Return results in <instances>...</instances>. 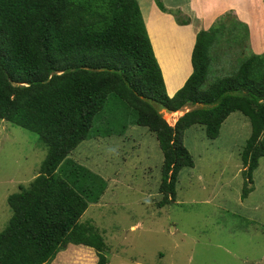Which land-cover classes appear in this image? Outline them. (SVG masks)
Segmentation results:
<instances>
[{
    "label": "trees",
    "instance_id": "trees-1",
    "mask_svg": "<svg viewBox=\"0 0 264 264\" xmlns=\"http://www.w3.org/2000/svg\"><path fill=\"white\" fill-rule=\"evenodd\" d=\"M156 3L178 25L189 24L180 11ZM223 17L242 29L238 43L249 44L234 12ZM218 20L196 34L191 73L169 97L137 0H0V120L36 134L47 149L36 177L7 198L0 264H49L70 244L95 250L96 264H108L103 236L79 223L104 189L94 196L89 182L98 177L68 158L101 124L105 132L135 125L155 135L163 158L161 207L175 201L180 171L194 166L184 132L200 126L214 140L239 113L251 128L240 153L241 198L248 196L264 157V54L249 51L231 76L208 84L219 27L226 26ZM184 108L190 110L173 126L160 113Z\"/></svg>",
    "mask_w": 264,
    "mask_h": 264
},
{
    "label": "rangeland",
    "instance_id": "rangeland-1",
    "mask_svg": "<svg viewBox=\"0 0 264 264\" xmlns=\"http://www.w3.org/2000/svg\"><path fill=\"white\" fill-rule=\"evenodd\" d=\"M236 3L246 8L253 34L264 45V0ZM217 19L226 26L219 27L216 38L221 45L209 65L208 84L231 76L249 51L256 54L254 42L238 43L243 31L230 18ZM156 43L166 59L165 53L171 52L162 51L159 39ZM263 54L264 50L258 55ZM182 58L171 61L173 68L165 67L172 87L187 74L186 58ZM189 110L160 113L173 126ZM104 128L101 124L99 133H90L92 137L68 158L98 177L89 182L94 196L99 194L97 188L104 189L79 223H90L103 236L108 264H264V157L253 172L252 191L242 199L240 153L251 131L243 115L231 114L214 140L207 139L200 126L184 132L183 145L194 166L180 171L175 201L161 207L163 196L158 189L163 158L155 135L135 125L122 133ZM46 152L36 134L0 120V232L11 217L8 196L36 177ZM85 248L70 244L62 251L64 256L49 264H96L95 250L85 252Z\"/></svg>",
    "mask_w": 264,
    "mask_h": 264
},
{
    "label": "crops",
    "instance_id": "crops-1",
    "mask_svg": "<svg viewBox=\"0 0 264 264\" xmlns=\"http://www.w3.org/2000/svg\"><path fill=\"white\" fill-rule=\"evenodd\" d=\"M162 6L171 11H180L181 15L187 17L188 25H178L175 17L160 10L156 0H137L142 18L148 33L152 49L159 64L165 84L166 93L172 97L185 83L191 73L190 56L195 43L196 34L200 30H208L217 20V17L227 12H234L239 22L246 24L249 29V44L253 46V51L258 55L264 50V45L259 36L253 34V27L248 13L244 6H237L236 0H159ZM243 7V11H241ZM162 42V51L169 50L171 54H166V59L161 56V51L156 40ZM163 59H162V58ZM175 57L186 58L188 67L184 80L180 79L175 86H170L166 80L165 67L173 68L171 63ZM178 59L175 63H178ZM173 70V69H172ZM174 71V70H173ZM176 80L180 75H175ZM85 252L91 248H85ZM74 251V250H73ZM68 253V252H67ZM73 253V252H72ZM90 254V252H89ZM65 253L59 252L54 261H58ZM72 255V254H70Z\"/></svg>",
    "mask_w": 264,
    "mask_h": 264
},
{
    "label": "bare ground",
    "instance_id": "bare-ground-1",
    "mask_svg": "<svg viewBox=\"0 0 264 264\" xmlns=\"http://www.w3.org/2000/svg\"><path fill=\"white\" fill-rule=\"evenodd\" d=\"M183 59V58H182ZM167 67V66H166ZM168 69H169V67H168ZM168 76H170V75H168ZM166 78H168V77H166ZM169 80V79H168ZM170 81V80H169Z\"/></svg>",
    "mask_w": 264,
    "mask_h": 264
},
{
    "label": "clouds",
    "instance_id": "clouds-1",
    "mask_svg": "<svg viewBox=\"0 0 264 264\" xmlns=\"http://www.w3.org/2000/svg\"><path fill=\"white\" fill-rule=\"evenodd\" d=\"M179 112V111H178ZM188 112V111H187ZM175 113H177V112H175ZM170 114H173V113H170ZM176 122V121H175Z\"/></svg>",
    "mask_w": 264,
    "mask_h": 264
},
{
    "label": "built area",
    "instance_id": "built-area-1",
    "mask_svg": "<svg viewBox=\"0 0 264 264\" xmlns=\"http://www.w3.org/2000/svg\"><path fill=\"white\" fill-rule=\"evenodd\" d=\"M171 115H175V114L173 113V114H171Z\"/></svg>",
    "mask_w": 264,
    "mask_h": 264
}]
</instances>
